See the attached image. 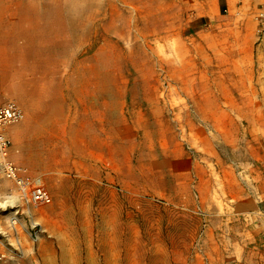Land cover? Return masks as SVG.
<instances>
[{"label": "rangeland", "instance_id": "374dc122", "mask_svg": "<svg viewBox=\"0 0 264 264\" xmlns=\"http://www.w3.org/2000/svg\"><path fill=\"white\" fill-rule=\"evenodd\" d=\"M165 4L0 0V92L24 114L10 125L19 135L10 139L9 159L59 195L56 212L52 197L33 217L34 209L15 200L0 174V264H51L44 254L60 257L64 249L68 264H182L198 253L192 244H221L225 236L237 261L240 248L261 234L254 218L264 219L256 200L264 191V86L248 74L247 83L240 82L244 89L177 92L167 65L185 69L182 49L203 54L204 44L160 41ZM219 7L221 15L232 14L229 29L254 22V36L246 44L229 32L228 41L205 49L220 55L212 63L264 70V27L256 20L264 0L249 8L219 0ZM197 24L184 35L216 31L211 16ZM233 54H240L241 64L227 58ZM208 91L236 106L226 107L232 119L208 126L193 120L191 95ZM161 99L179 104L169 102L160 112L154 104ZM102 210L118 213V226L129 230L119 239H130L129 246L99 250ZM31 221L45 231L37 241L29 233ZM44 244L49 247L41 253Z\"/></svg>", "mask_w": 264, "mask_h": 264}, {"label": "crops", "instance_id": "0c3cea01", "mask_svg": "<svg viewBox=\"0 0 264 264\" xmlns=\"http://www.w3.org/2000/svg\"><path fill=\"white\" fill-rule=\"evenodd\" d=\"M235 1H240L243 7L245 6L249 8L250 6H255L256 2L261 0H226L228 4L229 3L234 4ZM234 9L236 8L232 6L230 8V11ZM231 15L223 16L220 14L219 0H166L164 9L161 11V17L165 20V27L163 28L165 29L166 34L162 38H160L161 39L160 41L166 42L168 44L174 39L177 40V42H183L184 45L190 43L193 48H195L196 45L201 46L204 44L202 47L204 52L203 54H196L194 50L191 51L192 54H189L187 51L185 52L184 48L182 49L181 54H183L185 57V69L184 67L174 69L173 67H169L165 63L167 65L166 71L168 73L169 78L170 76L172 77V75H175V80L172 78L173 81H171V85L172 87L176 88L177 92L183 94L184 91H192V92H196L199 90L214 91L216 89H219L223 92V91L244 89L243 86L240 84V82L247 83L248 74L253 75L251 81L256 80L255 79L256 77L258 79V82L261 83L262 86H264L263 83L264 70L257 71L256 69L254 70L253 67H243V66L242 68L216 67L215 64H213L212 62L213 60L217 61L216 58L220 57V55L214 53L209 54L205 50V49L212 50L211 48H213L214 46H219L220 42L224 43L228 41L226 39V36L229 34V32L231 33L234 32L237 37V40H239V38L241 37L242 39H246L245 42L246 44H250L251 38L252 36H254V34L252 35L255 26L254 22L242 21L238 25H235V27H233L236 29L234 30L233 28L229 29L231 25L233 26V23L231 22L233 20ZM201 16L203 17L211 16L215 21L214 27L216 28V31H214L213 33L204 34L196 30L191 32L192 34L190 35H184L185 28H188L190 26L193 27L194 25L195 27L198 26L197 21ZM174 17H176L175 21L174 22L170 21L171 19L173 20ZM163 19H161V22L164 21ZM170 27H172V30H169ZM175 28H176L175 34L172 35L173 29ZM195 35L198 36L197 40L195 38ZM220 35H221V41L219 40ZM187 48L188 47L186 46V49ZM224 55L225 54H223V56ZM227 58L234 63L241 64L242 57L240 56V54L229 55ZM188 61H191V66L189 68L186 66ZM198 63L202 65L204 69L203 71L199 70ZM233 84H237V86L234 87ZM190 100L193 105V112L190 113L193 120L198 124H201V122L205 123L207 124V126L216 124L218 120L222 121L223 119H228V118L232 119V116L229 114L227 108L236 107L234 104L227 101L225 98L223 99L211 98L209 91L205 97H199V96L196 97V95L192 94ZM158 102H159L158 104L156 103L154 105L160 107V112L165 111V113L168 111L169 102L170 104H179L178 100H176V103H173V101L172 100L169 101V99H161L158 100ZM231 111L234 110L231 109ZM217 113H219L218 116L216 115ZM235 116L239 117V114L237 113L235 114ZM6 135L11 139L13 136L16 135L18 136L19 133H17V128L8 126L6 128ZM203 138H205L206 141L210 139V137L208 138L207 135L204 136ZM10 157H11V153H10ZM10 159L13 160L14 159L13 156ZM34 171L37 170L34 169ZM197 180H198V184H200L199 167L197 173ZM228 186L229 189L227 191V196H230L229 195L230 185ZM12 188L14 189L13 186ZM46 188L49 191L51 198L52 197L55 198L56 194L52 186H50V188L46 186ZM58 196L54 200L53 205L54 204L55 205L53 206V208L52 207L50 208L51 212L52 211L56 212L55 210H57L56 203L59 199ZM256 200L260 201L264 206V191L259 192ZM242 204L243 202L236 205L237 211H239V207ZM44 207L46 206L40 207L38 209H34V211L32 212L33 217L37 216L38 214L42 215V213H44L42 211ZM256 209L260 211V209H258L257 207ZM243 213L244 212H242L241 214ZM100 217H101L100 219L101 221L97 234H100L102 237H105V239L101 238V243L98 244L99 250L112 251L115 249H119L120 243L129 246L128 242L130 241V239H127L126 241H120L119 239V235H125L126 233L124 231H129V230L123 228L121 229L118 226L119 224L118 213H115L113 211L102 210V212L100 213ZM258 218H254V222L256 223L255 228L260 229L261 234L258 237H256L255 239L256 241L254 244L249 246V243H247L248 246L245 245L244 247L240 248V250L242 251V255L239 260L236 261L232 259L233 247H235V245L232 243L231 237L227 238L225 236L224 241L221 244H218V242H216V244H212L210 241H208V239L202 244L199 243L197 246L192 244L191 246L192 250L193 251L196 250L198 251V253L193 254L191 259L180 261V263L182 264H264V219L261 218L258 219ZM223 234L226 235L225 232ZM116 239L117 241H115ZM48 247L49 245L46 246L45 244L39 247L41 253L45 252L44 250L48 249ZM200 252L203 253L202 259L200 258ZM48 254L47 253L44 254V258L48 257L49 260L52 259L53 263L51 264H68L67 261L68 260L70 261L68 255H66L67 249L61 251L60 257H56V253L55 255L53 254L48 255ZM123 262H126V264H130L132 260L122 261V262L121 260H119L115 264H123Z\"/></svg>", "mask_w": 264, "mask_h": 264}, {"label": "built area", "instance_id": "2783aa9c", "mask_svg": "<svg viewBox=\"0 0 264 264\" xmlns=\"http://www.w3.org/2000/svg\"><path fill=\"white\" fill-rule=\"evenodd\" d=\"M256 20L264 27V9L256 15ZM24 117L22 109L13 101H2L0 92V174L8 181L15 191V200L28 208L38 209L51 203L52 198L40 177L28 175L21 167L9 159L11 140L6 135V128L20 122ZM13 228L17 220L11 219ZM29 233L33 241L44 237L45 231L37 222L31 221Z\"/></svg>", "mask_w": 264, "mask_h": 264}]
</instances>
